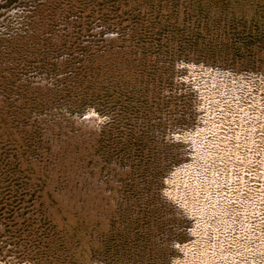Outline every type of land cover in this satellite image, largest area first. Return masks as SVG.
Instances as JSON below:
<instances>
[{
    "label": "rangeland",
    "instance_id": "1",
    "mask_svg": "<svg viewBox=\"0 0 264 264\" xmlns=\"http://www.w3.org/2000/svg\"><path fill=\"white\" fill-rule=\"evenodd\" d=\"M0 264H264V0H0Z\"/></svg>",
    "mask_w": 264,
    "mask_h": 264
}]
</instances>
